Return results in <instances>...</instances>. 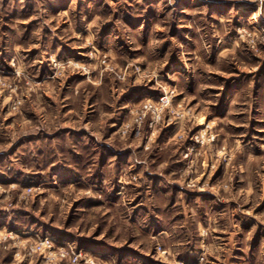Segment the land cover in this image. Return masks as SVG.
I'll return each instance as SVG.
<instances>
[{"label": "rangeland", "instance_id": "rangeland-1", "mask_svg": "<svg viewBox=\"0 0 264 264\" xmlns=\"http://www.w3.org/2000/svg\"><path fill=\"white\" fill-rule=\"evenodd\" d=\"M0 264H264V0H0Z\"/></svg>", "mask_w": 264, "mask_h": 264}, {"label": "built area", "instance_id": "built-area-1", "mask_svg": "<svg viewBox=\"0 0 264 264\" xmlns=\"http://www.w3.org/2000/svg\"><path fill=\"white\" fill-rule=\"evenodd\" d=\"M171 95H168L165 93L163 96H161L159 98L158 105H157V107H155V109H153V112H152L153 114L155 113V115H156V117H155L156 121H158V118L160 117L163 109L171 103V98H172ZM147 107L148 106H145L146 110L149 109ZM53 244H54L53 239L49 236H45L44 239H42V241L39 244V246L42 247V248H39V250L43 249L42 251H44V249H50V248H52ZM63 251H65V250H63ZM61 254H62V256H65L64 253H61ZM72 254H73V262L76 263L78 260V257H80V255H76L74 253H72Z\"/></svg>", "mask_w": 264, "mask_h": 264}, {"label": "crops", "instance_id": "crops-1", "mask_svg": "<svg viewBox=\"0 0 264 264\" xmlns=\"http://www.w3.org/2000/svg\"><path fill=\"white\" fill-rule=\"evenodd\" d=\"M234 165H235V167H239V168H240V171H241V169H243V168L245 167V164H243V166H242V164H234ZM146 232H147V235L149 234L150 236L153 237V239H157L158 236H160V235L166 233V232H161V231H159V230L154 231L153 228L147 230ZM188 248H189V247H188ZM188 248H187V249H188ZM102 250H103V251H109L108 249H105V248L102 249ZM190 251H191V250H190ZM190 251H189V252H190ZM103 255H104V253H103ZM127 259H128V256H125V257L122 258L123 261H125V260H127ZM122 260H121V261H122ZM121 261H120V262H121Z\"/></svg>", "mask_w": 264, "mask_h": 264}]
</instances>
